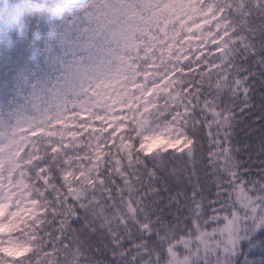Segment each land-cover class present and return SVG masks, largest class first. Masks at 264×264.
Returning a JSON list of instances; mask_svg holds the SVG:
<instances>
[{
  "label": "clouds",
  "instance_id": "obj_1",
  "mask_svg": "<svg viewBox=\"0 0 264 264\" xmlns=\"http://www.w3.org/2000/svg\"><path fill=\"white\" fill-rule=\"evenodd\" d=\"M0 264H264V0H0Z\"/></svg>",
  "mask_w": 264,
  "mask_h": 264
}]
</instances>
